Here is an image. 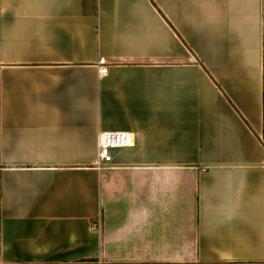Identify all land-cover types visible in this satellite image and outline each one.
<instances>
[{
	"label": "crops",
	"instance_id": "obj_1",
	"mask_svg": "<svg viewBox=\"0 0 264 264\" xmlns=\"http://www.w3.org/2000/svg\"><path fill=\"white\" fill-rule=\"evenodd\" d=\"M99 261L264 264V0H0V264Z\"/></svg>",
	"mask_w": 264,
	"mask_h": 264
},
{
	"label": "built area",
	"instance_id": "obj_2",
	"mask_svg": "<svg viewBox=\"0 0 264 264\" xmlns=\"http://www.w3.org/2000/svg\"><path fill=\"white\" fill-rule=\"evenodd\" d=\"M98 73L100 76L108 74L106 59L101 58L98 62ZM134 145V135L130 132H103L99 135V153L95 166L102 170L105 166L113 162L112 152L117 149H126ZM101 222L94 223L91 227L93 231H100ZM97 264H105L98 262Z\"/></svg>",
	"mask_w": 264,
	"mask_h": 264
}]
</instances>
